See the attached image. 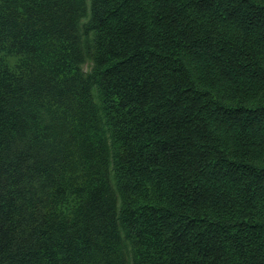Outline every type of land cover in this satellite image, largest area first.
I'll use <instances>...</instances> for the list:
<instances>
[{
	"label": "trees",
	"instance_id": "1",
	"mask_svg": "<svg viewBox=\"0 0 264 264\" xmlns=\"http://www.w3.org/2000/svg\"><path fill=\"white\" fill-rule=\"evenodd\" d=\"M0 264H264V0H0Z\"/></svg>",
	"mask_w": 264,
	"mask_h": 264
}]
</instances>
